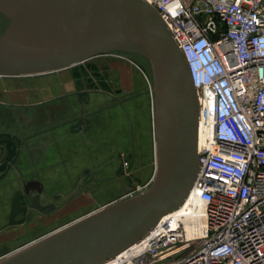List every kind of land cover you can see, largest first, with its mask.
I'll return each mask as SVG.
<instances>
[{
	"label": "water",
	"instance_id": "obj_1",
	"mask_svg": "<svg viewBox=\"0 0 264 264\" xmlns=\"http://www.w3.org/2000/svg\"><path fill=\"white\" fill-rule=\"evenodd\" d=\"M9 26L0 35V77H33L69 69L106 54L139 57L151 67L155 168L143 193L72 221L0 260V264H105L144 238L188 197L198 169L199 108L190 71L158 13L145 0H0ZM77 92L76 97L86 95ZM88 124V120H85ZM81 129L80 121L71 132ZM5 157L0 180L16 156L15 143L0 133ZM29 208L42 211L38 182ZM22 193L10 202L8 226L23 216ZM54 206H48L50 212Z\"/></svg>",
	"mask_w": 264,
	"mask_h": 264
},
{
	"label": "built area",
	"instance_id": "obj_2",
	"mask_svg": "<svg viewBox=\"0 0 264 264\" xmlns=\"http://www.w3.org/2000/svg\"><path fill=\"white\" fill-rule=\"evenodd\" d=\"M145 1L186 58L198 169L184 203L105 264H264V0ZM192 202L203 208L196 238L184 226Z\"/></svg>",
	"mask_w": 264,
	"mask_h": 264
},
{
	"label": "crops",
	"instance_id": "obj_3",
	"mask_svg": "<svg viewBox=\"0 0 264 264\" xmlns=\"http://www.w3.org/2000/svg\"><path fill=\"white\" fill-rule=\"evenodd\" d=\"M62 85L65 87V93L49 97L43 101L38 100L33 104L17 102L18 99L21 101V98H17L16 95H14L12 102L13 109L16 112V114H14V120L8 122L6 117H3V114L0 117V132L30 136L27 140H23L21 154L18 159L20 169L23 170L27 176H30V178L39 180L44 186L43 200L45 202L51 200V202L57 206V210L49 216L34 214L31 216L27 225L23 227H12L1 233L0 245L11 243L12 240L18 234L23 233L24 230L36 227L48 230L54 227L53 225L55 222L64 219L68 220L80 212H82V215L79 216L80 218L92 213L93 211L87 212L86 210V207L90 203L89 201L92 200L94 202L97 200V195L105 196V194L100 192L99 194H95V192L91 190L79 191L80 189H78L76 182L79 180L80 172L84 169L94 172L96 178L100 180H106L113 176L115 169L113 164L114 159L113 157L111 158L108 152H106L108 157L107 160H105V165L101 168L98 166L100 153L96 146L98 138L96 139L93 136L94 131L89 132L91 134L88 138L86 137L87 133L84 131L76 133L70 132L69 125L81 115L83 107L75 95L79 92L76 89L75 81L69 78L68 81L64 82ZM41 92L46 96L50 95L53 90L52 87L44 88ZM6 100L5 98L0 99V104L2 106L9 105L4 102ZM1 108L4 109L3 107ZM21 111L30 113L29 116L32 115L31 113L33 111L38 113L31 116V118L34 117V120L24 122L20 117ZM39 112H44V114L41 115ZM110 117V115H106L105 120L102 117L93 120L96 127L97 124H100L101 130L106 132V138L112 136L109 132L110 124L108 119ZM106 120L108 121L104 125ZM32 128H36L38 131L31 133ZM122 137L112 138L114 146L118 143H126V140H123ZM107 184H112L110 186H114V188L119 187V184L116 182H107L104 183V186ZM113 192L115 194L118 191L113 189ZM7 196L9 197L10 194ZM7 211V208L6 213L3 211V208H0V226H2L6 220ZM79 217L73 221L79 219Z\"/></svg>",
	"mask_w": 264,
	"mask_h": 264
},
{
	"label": "rangeland",
	"instance_id": "obj_4",
	"mask_svg": "<svg viewBox=\"0 0 264 264\" xmlns=\"http://www.w3.org/2000/svg\"><path fill=\"white\" fill-rule=\"evenodd\" d=\"M8 26L9 20L0 15V35L5 32ZM69 78L75 81L77 91L92 92L89 96L90 101L88 106L85 107V111L105 108L108 105L115 103V99L125 100L127 98L126 96L129 95L131 91H137V88L138 90L139 88H141L142 92L147 95L148 101L147 105L144 108L145 111L142 115L144 121L147 122L144 127L142 139L136 138L137 154L140 159L143 157L141 159L142 163L138 166L139 170L137 171V176L141 177L142 181L144 182H147V180H151L153 178L155 168L153 106L151 97V88L153 85L151 67L148 62L141 58H134L123 54L113 53L99 55L64 71L62 70L47 75L26 78H0V99H7L4 102L9 104L7 106H2L0 104V106L4 108L2 109L0 107V117L3 114V117H6V120L8 122H12L14 120V114H16L12 106L14 95H16L17 98H21V101L18 99L17 102L33 104L38 100L43 101L44 99H47L49 97L58 96L65 93V87L62 84H64V82H67ZM137 79L138 82H136ZM51 87L53 92H51L50 95L45 96L44 93L41 92L42 90H44V88ZM115 90H121L123 93L120 96H116L114 95ZM81 99L83 101L85 100L83 96L81 97ZM133 104H136V101H134ZM36 113L38 112L33 111L31 114L34 115ZM29 114L30 113L26 111H21L20 117L22 118V121L28 122L29 120H34V117L31 118L32 115L29 116ZM39 114L43 115L44 112H39ZM106 114H109L110 116L113 115L111 111H106ZM131 116L133 117V115ZM133 121H136V117H133ZM120 122V126H122V128L119 131L117 130L116 136L106 138V132L104 130H99L98 136H96L98 138L96 146L98 148V152L100 153V161L98 165L100 168L105 165V160H107L108 154H110L111 158L115 155V148L121 153L125 152L128 148V126H126L125 120L123 118L120 119ZM31 130V133L38 131V129L36 128H32ZM88 136L89 135L87 134L86 137L88 138ZM113 137H122L123 140H126V143H118L116 146H114L112 142ZM106 152H108V154ZM110 185L112 184H107L105 186L103 185L96 191L94 189L92 190L95 192V194H99V192L105 194V197L101 198V196L97 195L98 197H100L98 200H95L94 202L90 200V203L86 207L87 212H94L114 202L126 199L122 198L114 200L112 202H108L111 200H108L107 197L114 194L113 189H116L118 192L121 190L120 186L114 188V186ZM138 186L139 185L134 182L132 188ZM78 189H80L79 191H82L81 185L80 187H78ZM81 215L82 212L74 215V217L68 220L64 219L55 222L53 225L54 230L52 231H55V229L68 224V222L73 221ZM40 233H42L41 229L37 228V235H39ZM187 251H183L180 256L185 255Z\"/></svg>",
	"mask_w": 264,
	"mask_h": 264
},
{
	"label": "flooded vegetation",
	"instance_id": "obj_5",
	"mask_svg": "<svg viewBox=\"0 0 264 264\" xmlns=\"http://www.w3.org/2000/svg\"><path fill=\"white\" fill-rule=\"evenodd\" d=\"M123 55H126V54H123ZM126 56L139 58V57L132 56V55H126ZM136 82H138V79ZM139 90L137 88V91L136 90L131 91L130 94L126 96L127 98L125 100L115 99L114 100L115 103L110 104L105 108H102L99 110H92V111H85V107L88 106L89 101H90L89 96L91 95L92 92L80 91V92L87 93L86 95H83V97L85 98L84 101L81 99L82 96L80 98L77 97L79 102L82 104L83 110H82L81 115L69 125V127L71 128V126H73L77 121H80L81 129L77 132L84 131L90 136L91 133L89 132L94 131L93 136L97 138L96 136H98L99 130L101 131V126L100 124L99 125L97 124V127H96V124L93 123V120L95 118L102 117L105 120V116L109 115V114H106V111L112 112L113 115L108 119L109 121L106 120L104 122V125L107 121L109 122L110 124L109 132L112 136H116L117 130L119 131L122 128V126H120L121 125L120 119L123 118L125 120V124L126 126H128L127 131L129 133L128 148L123 153L115 149L116 154L113 156V159H114L113 164L115 166L113 176L106 180H100L96 178L94 172L88 169H84L82 172H80L79 180H77L76 182L77 187H80L79 185H81L82 191L83 190L92 191L93 189L97 190L99 187L104 185V183L116 182L117 184H119L121 190L115 193L114 195L107 197L108 200H111L108 202H112L114 200L124 198L129 191L133 190L132 187H133L134 182H136L138 185L144 184L146 182V181L145 182L142 181V178L137 176L138 175L137 171L139 170L138 166L139 164L142 163L141 159L143 157L140 159L137 154L136 138L142 139V136H143L144 127L147 121L146 122L144 121L142 115L145 111L144 108L147 105V101H148L147 95H145L142 92L141 88H139ZM122 93L123 92L121 90L114 91V95L116 96H120ZM151 97H152V106H153L152 88H151ZM134 101H136V104H133ZM131 115H133L134 118L136 117V121H133V117ZM85 120H88V124H86ZM0 133H8V132H0ZM72 133H76V132H72ZM8 134H10V138L15 143L19 140V146L17 147V150H16L17 153L15 156V159L7 163V165H10V168L5 173L4 177L0 180V204L2 203L0 205V208L1 209L3 208V211L5 213H6V208L8 210L6 220L4 224L0 226V234L12 227H16V226L23 227L24 225H27L29 220L31 219V216H33L34 214L42 215V216H49L57 210V206L53 202H51V200L47 202L43 200L44 198L43 184L39 180L30 178V176H27V174L23 170L20 169L18 159L21 154L22 144L30 136H21L20 134H13V133H8ZM5 154H6L5 146L0 145V164L4 160ZM29 182H38L42 187V191L39 194V204L43 207L42 211H38V210L28 207L30 204V199L36 194L34 190H30L28 194L24 193V186ZM16 190H19L22 193V196L20 198L21 206L28 207V208L24 216L23 214L18 213L14 217V220L16 221L20 219H24V222L22 224L8 226L9 215L11 211L10 202H11L12 195ZM8 194H10L9 197L7 196ZM104 197H105L104 195L101 196V198H104ZM99 198L100 197H97V200ZM48 206H54V209L51 210L50 212H47L46 209ZM39 229H41V232H42L39 235H37V227H36L33 229L24 230V232L21 234H18L12 240L11 243L1 244L0 245V260H2L8 255L13 254L19 249H22L23 247H26L32 244L38 239L49 234V231L53 230V228H50L48 230H45L42 228H39Z\"/></svg>",
	"mask_w": 264,
	"mask_h": 264
},
{
	"label": "bare ground",
	"instance_id": "obj_6",
	"mask_svg": "<svg viewBox=\"0 0 264 264\" xmlns=\"http://www.w3.org/2000/svg\"><path fill=\"white\" fill-rule=\"evenodd\" d=\"M202 206L197 202H192L190 205V215L184 220V226L187 237L199 236L202 226Z\"/></svg>",
	"mask_w": 264,
	"mask_h": 264
}]
</instances>
